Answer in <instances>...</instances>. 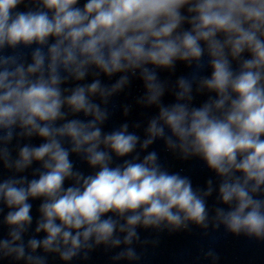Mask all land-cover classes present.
<instances>
[{"label": "clouds", "instance_id": "9594fccd", "mask_svg": "<svg viewBox=\"0 0 264 264\" xmlns=\"http://www.w3.org/2000/svg\"><path fill=\"white\" fill-rule=\"evenodd\" d=\"M178 64L190 72L162 78ZM134 80L143 92L124 117L155 114L106 131ZM157 141L216 179L169 171ZM0 217L9 264L101 247L110 264H139L137 245L159 242L141 230L264 242V0H0Z\"/></svg>", "mask_w": 264, "mask_h": 264}]
</instances>
